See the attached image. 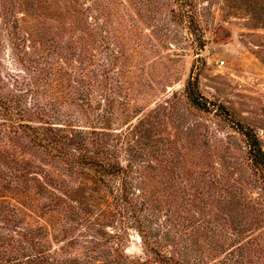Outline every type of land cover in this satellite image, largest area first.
<instances>
[{
    "label": "rangeland",
    "instance_id": "374dc122",
    "mask_svg": "<svg viewBox=\"0 0 264 264\" xmlns=\"http://www.w3.org/2000/svg\"><path fill=\"white\" fill-rule=\"evenodd\" d=\"M13 1L21 32L36 25L60 47L53 57L65 56V91L59 93L58 80L48 86L51 94L41 96L47 105L54 102V122H70L84 132L94 122L121 142L130 135L133 146L119 144L120 160L133 164L130 177L145 191L146 204L138 203V210L154 249L146 248L133 226L126 230V253L150 264H264V189L240 129L253 132L264 149V0H194L197 23L173 16L178 0H39V8H31L28 0ZM96 12L98 22L92 17ZM84 50L87 68L98 74L109 69L108 52L119 54L109 70L115 92L109 108L100 98L102 76L98 82L94 75L86 80L85 100L75 92L77 60ZM7 54L5 63L15 67L10 47ZM190 80L206 108L191 101ZM106 109L107 124H99ZM16 144L9 154H0V169L7 163L18 172L27 162H37L34 171L61 177L42 150L21 153ZM71 180L82 192L81 174ZM1 183L0 178V235L22 239L20 246L0 238L2 255L26 253L23 248L36 238L37 246L57 250L67 261L102 259L97 254V243L104 240L101 226L82 223L64 201L102 223L101 234L117 233L122 226L103 187L93 194L106 198L57 203L40 198L33 181L22 188L26 196L8 193ZM91 248L97 254L93 258L87 256ZM164 256L171 259L166 263Z\"/></svg>",
    "mask_w": 264,
    "mask_h": 264
},
{
    "label": "trees",
    "instance_id": "16d2710c",
    "mask_svg": "<svg viewBox=\"0 0 264 264\" xmlns=\"http://www.w3.org/2000/svg\"><path fill=\"white\" fill-rule=\"evenodd\" d=\"M167 1L170 2L171 0ZM24 2L27 3V0ZM178 2L180 9L177 12L173 9V16L178 19L181 17L186 22L197 23L198 10L194 0H178ZM28 3H30L31 8L40 7L39 0H28ZM13 6V0H0V154H9L13 145H17L16 143H20L18 146L21 148V153L25 150H42L58 167L61 177L46 170L42 173L34 171L39 165L37 162H27L25 167L19 169L18 172H15L13 167L6 163L4 168L0 169V178L3 180L2 187L8 193L18 192L20 195L26 196L27 193L22 188L24 184L28 185L33 181L39 189L37 193L41 196L40 198H56L57 203L60 202L61 198H106L102 195L93 194V192L100 193L103 187L110 198H113V206L122 220V226L117 233L104 231L101 234L102 223L96 222L95 224L92 222L93 218H91L90 213L85 212L83 214L82 212L81 214V207L63 200L64 206H70L76 211L82 223L92 227L101 226V230L98 231L104 240L97 243L100 247L97 254L101 252L102 259H100V263H98L100 260H96L94 264H150V262L140 258L135 259L126 253V230L133 226L139 230L146 248L154 249L145 227L146 222L143 221L138 210V203L146 204L145 191L138 188L130 177L133 164L125 165L120 160L122 152L119 149V144L121 147V144L126 143L128 148H132L133 145L129 140L130 135L125 134L124 138L127 140L124 142L125 139H123L121 142V139L113 137L112 132L106 127L96 126L97 123L94 122H92L93 125L88 126L90 128L88 132L82 131L80 127L65 120L66 123L61 124L54 122L55 118L52 116V112L55 113L56 111L54 102H50V108H48L49 105L42 102L41 96L51 94L47 88L50 86L52 89L51 85H54L58 80L61 81L59 93L62 94L65 91L66 87H64L65 83L62 82L64 79L62 76L67 72L61 74L64 68L61 61L65 56H62L61 60L53 57L56 51H61L60 47H55L57 43L53 42L52 39H47V32L39 30L36 25H32L21 32L23 27L11 10ZM59 11L60 8L56 14L59 15ZM46 12L43 15H46ZM92 17L98 22L99 12H96ZM98 25V28H102L100 24ZM46 42L50 44L47 45ZM9 47L12 56L11 63L15 67H10L5 63ZM85 51L80 54V59L77 60V70H80L77 79L73 80L75 92L80 93L81 100H85L83 92L87 85L86 80L94 75L93 77L98 82L102 76L104 81L102 80V85H99L101 86L99 89L101 91L100 98H103L104 101L108 100L106 105L109 108L112 106L109 97L115 93L110 86L109 70L116 64L115 59L119 54H115L113 51L108 52L109 69H99L102 73L98 74L95 68H87ZM194 84L193 80L188 82L186 87L188 88V95L196 106L206 108V102H203L201 96L194 92ZM88 104L92 105L91 102ZM106 112H109V109H106L105 115L103 114L98 122L99 124H107L108 113ZM140 124L142 123L140 122ZM139 128L137 126L138 130ZM240 129L247 137L249 158L259 173L264 189V149L259 138L253 132L244 127ZM131 130L133 128L129 129L130 134H132ZM109 141H112L113 144H110ZM129 150L132 151V149ZM131 160L138 162L135 155H132ZM79 174L83 180L81 183L84 184L82 192L78 190L81 186L75 185L71 180L73 176L77 177ZM69 177L70 179L66 181V178ZM141 191L143 192L142 196L138 195ZM81 209L83 211V208ZM6 221L10 225L11 219L8 218ZM3 223L5 225V221ZM0 238L6 239L8 243L14 245L16 243L22 245V239L19 235L5 234L0 235ZM36 240V238H32L29 248H23V250H27L26 253L2 255L4 252L0 251V264L78 263V258L67 261L58 256L57 250L42 249L37 246ZM89 250L88 257L93 258L97 255L95 254L96 250L92 248ZM164 258H166V263L171 259L166 256Z\"/></svg>",
    "mask_w": 264,
    "mask_h": 264
}]
</instances>
